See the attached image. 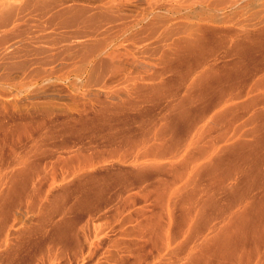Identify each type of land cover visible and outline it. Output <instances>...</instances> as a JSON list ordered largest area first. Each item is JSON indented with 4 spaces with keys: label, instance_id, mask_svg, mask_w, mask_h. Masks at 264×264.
Returning <instances> with one entry per match:
<instances>
[{
    "label": "rangeland",
    "instance_id": "374dc122",
    "mask_svg": "<svg viewBox=\"0 0 264 264\" xmlns=\"http://www.w3.org/2000/svg\"><path fill=\"white\" fill-rule=\"evenodd\" d=\"M248 196L264 0H0V264H264Z\"/></svg>",
    "mask_w": 264,
    "mask_h": 264
},
{
    "label": "bare ground",
    "instance_id": "6f19581e",
    "mask_svg": "<svg viewBox=\"0 0 264 264\" xmlns=\"http://www.w3.org/2000/svg\"><path fill=\"white\" fill-rule=\"evenodd\" d=\"M211 65V64H210ZM209 65V67H211ZM209 69V68H208ZM205 157V156H204ZM210 157L211 158H209V157H205V160L203 161L204 162V164L205 163H214L215 161L213 160L214 158H213V155H210ZM217 158V160H218V157H216ZM213 160V161H212ZM262 200H264V199H262V198H260V197H255V196H248L247 198H245L244 200H242V201H240V202H242V203H240V202H238V203H240V204H243V203H247V202H249L250 201V204L248 205V206H246V205H243L242 206V212H245V211H247L246 212V214H248L249 215V210L252 208V205L254 204V205H259L260 203H261V201ZM257 214L254 216L255 218H257Z\"/></svg>",
    "mask_w": 264,
    "mask_h": 264
}]
</instances>
